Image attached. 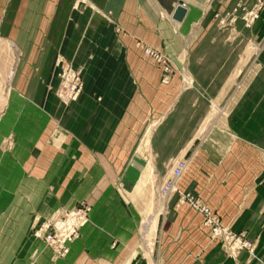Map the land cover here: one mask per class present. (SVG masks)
<instances>
[{
	"label": "crops",
	"instance_id": "0c3cea01",
	"mask_svg": "<svg viewBox=\"0 0 264 264\" xmlns=\"http://www.w3.org/2000/svg\"><path fill=\"white\" fill-rule=\"evenodd\" d=\"M255 1L0 0V264H264V4L241 18ZM61 61L83 81L69 103ZM178 160V190L251 254L159 194ZM80 202L88 221L55 258L32 226Z\"/></svg>",
	"mask_w": 264,
	"mask_h": 264
},
{
	"label": "built area",
	"instance_id": "2783aa9c",
	"mask_svg": "<svg viewBox=\"0 0 264 264\" xmlns=\"http://www.w3.org/2000/svg\"><path fill=\"white\" fill-rule=\"evenodd\" d=\"M261 6L262 4H259V6L254 7V11L251 10L247 13L248 18L244 17L246 26H249L257 18L258 10ZM137 46L145 56L152 58L162 66L165 74L164 78H167L173 72L172 61L166 54L143 42H137ZM59 67L57 95L63 102L75 101L82 91L83 81L81 74L64 61L59 63ZM185 168L186 162L178 160L172 167L169 178L159 188V194L168 196L173 192H178L179 201L189 204L200 212L203 217V224L209 228L214 236L224 241L226 248L230 252L247 249L251 254L250 243L247 240H244L226 226H222L218 216L209 210L199 198L188 192L178 190L177 183ZM89 211L90 207L85 202H80L70 211L57 213L41 222H37L32 234L35 237H42L54 257H62L68 252L69 244L79 237L80 229L88 221Z\"/></svg>",
	"mask_w": 264,
	"mask_h": 264
},
{
	"label": "rangeland",
	"instance_id": "374dc122",
	"mask_svg": "<svg viewBox=\"0 0 264 264\" xmlns=\"http://www.w3.org/2000/svg\"><path fill=\"white\" fill-rule=\"evenodd\" d=\"M259 4H262V5H263V4H264V3H263V0H256L255 3H254V5L252 6L251 10L254 11V7L259 6ZM241 9H243V8H241ZM251 10H248V11L244 10L245 13H244V15L241 17L242 20H243V22H244V25H245V26H246V24H245L246 21H245L244 17H245V18H248V17H247V16H248L247 13H248L249 11H251ZM255 19H256V18H255ZM253 21H254V20H253ZM253 21L249 24V26H246V27H250V26L252 25ZM56 94H57V92H56ZM57 96H58V95H57ZM78 97H79V96H78ZM58 98H59V97H58ZM76 100H77V99H76ZM71 102H72V101H71ZM65 103H69V102H65ZM54 214H55V213H54ZM54 214H51L50 216H53ZM50 216H49V217H50ZM34 226H35V225L32 226V232H33V228H34ZM148 226H149V224L146 222V223L144 224L145 229H147ZM37 238H41V239H42V237H37ZM42 240H43V239H42ZM47 247H48V246H47ZM48 248H49V247H48ZM49 249H50V248H49ZM53 257H54V256H53ZM55 258H56V257H55Z\"/></svg>",
	"mask_w": 264,
	"mask_h": 264
},
{
	"label": "water",
	"instance_id": "95a60500",
	"mask_svg": "<svg viewBox=\"0 0 264 264\" xmlns=\"http://www.w3.org/2000/svg\"><path fill=\"white\" fill-rule=\"evenodd\" d=\"M184 13H185V9L182 6H177L173 13L172 18L174 20L180 21L183 18Z\"/></svg>",
	"mask_w": 264,
	"mask_h": 264
}]
</instances>
